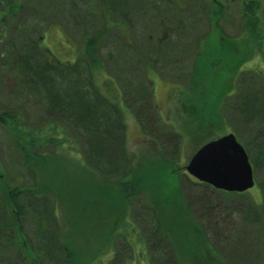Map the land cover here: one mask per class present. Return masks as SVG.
Segmentation results:
<instances>
[{
	"label": "rangeland",
	"instance_id": "374dc122",
	"mask_svg": "<svg viewBox=\"0 0 264 264\" xmlns=\"http://www.w3.org/2000/svg\"><path fill=\"white\" fill-rule=\"evenodd\" d=\"M242 1L0 0V15L11 3L21 6L13 17L5 18L6 29L0 27V113L16 112L20 116L13 125L0 124V264H66L64 237L60 232L68 211L62 213V208L60 212L55 209L54 196L49 191L42 196L34 194V168L23 165L19 157L15 127L30 138L61 140L65 137L77 149L80 163L83 155L95 178L105 179L109 185L127 181L131 163L139 162L145 154L173 161L178 165L174 171L178 170L181 190L193 218L198 224L210 225L206 235L213 248L211 258L207 259L211 261L215 257L224 264H264V0H258L259 28L263 31L259 44L252 42L243 27ZM104 4L111 11L109 20L108 15L104 17ZM215 6L221 8L220 16L212 21ZM216 25L221 31L217 30L218 34L211 31ZM96 33L101 35L98 56L119 90L118 103L109 97V90L89 83L92 72L82 64V59H78L80 65L71 75L72 71L59 75L63 72L45 66L38 78L26 76V70L31 68L25 61L40 64L46 59L56 65L57 57L65 62L71 59L68 49L81 48L83 38ZM219 34L234 50L241 52L243 59L236 65L234 74L216 76L214 84L220 92L215 106L218 119L215 113L213 127L195 140L191 135L196 130L193 118L203 120L204 105L193 93L190 76L199 52L211 51L206 39ZM29 48L35 49L34 53ZM208 87L204 89L207 91ZM97 91L109 97L106 129L96 121L103 114L75 115L68 108L73 100L78 110L87 99L94 104ZM242 104L248 107L241 108ZM97 108L100 112V108L104 109ZM146 111L153 120L157 139L145 137L135 117V113L143 115ZM86 119L94 121L87 123ZM227 133L234 134L244 147L253 168L255 186L243 194H225L199 184L184 170L201 145ZM170 134L178 138L175 148L169 143L167 135ZM121 136L123 145L119 142ZM98 144L101 156L95 153ZM41 152L50 161L55 147L43 145ZM64 152L60 154L65 162L78 163L76 155ZM63 162L61 159L48 162L46 168L48 179L56 189L66 188L69 180L77 181L76 185L88 182L89 187L96 189L93 180L80 176V170L74 166H71L73 169L64 167ZM150 164L143 171L158 181L160 175L155 172L158 165ZM23 185L29 188L27 192ZM78 188L75 186L69 191L71 196L78 193ZM17 189L23 190L20 203L24 206L19 222L13 216L11 219L3 196L4 191ZM207 195L214 199L211 216L202 212L201 198ZM69 201L71 208L74 204L80 206V213L74 210L76 224L78 220L83 221V228L87 229L83 235L92 242L93 235L85 219L98 202L95 199L86 204L82 199ZM126 201L125 211L116 215L112 212L103 220H96L98 234L106 235L103 231L112 228L96 255L101 260L99 263L171 264L155 251V245L167 249L168 244L149 225L152 214L144 193ZM168 212L172 220L177 218L175 211ZM125 226L128 227L126 234L132 230V237L122 233ZM172 226L178 233L187 228L179 223ZM85 237L80 239L84 243ZM136 237L142 243L141 248L133 242ZM18 241L20 246L26 245L27 253ZM188 252L191 251L186 249L185 255ZM191 261L206 264V260L199 258ZM172 264L179 263L173 259Z\"/></svg>",
	"mask_w": 264,
	"mask_h": 264
},
{
	"label": "trees",
	"instance_id": "16d2710c",
	"mask_svg": "<svg viewBox=\"0 0 264 264\" xmlns=\"http://www.w3.org/2000/svg\"><path fill=\"white\" fill-rule=\"evenodd\" d=\"M105 7L103 11L105 13L104 17L108 15V20L111 17V11H108L107 4H104ZM19 4H9L6 6V11L0 15V27L2 29H6L8 26L5 18L13 17L14 14L18 11ZM216 7V6H215ZM260 2L258 0H243L242 1V9H241V19L244 29H246V33L249 35L250 39H252L253 43L259 44L261 38L263 37V31L259 28L260 18L258 17V12L260 10ZM5 8V7H4ZM221 8L216 7L215 10L211 12L212 21H215L220 16ZM2 11V10H1ZM110 21L106 20V23ZM218 23V22H217ZM212 24V22H211ZM216 24V23H215ZM217 30L220 31L218 25L215 27H211V31L215 34ZM221 32V31H220ZM221 34V33H220ZM212 35L210 38L206 39V42L209 44L211 51L206 52L203 50L199 52L195 62L194 68L192 70L190 76V83L195 94L198 99L203 101L204 109L202 111L203 120L193 118L195 124L193 127L196 130H192V136L194 139H200L204 134L203 131H206L208 128L213 127L212 123H214L215 116V106L217 107L218 98L220 99V92H218V88L215 86L216 84L214 80H216V76L220 75V73L224 76H230L235 73L236 65H239L242 62L243 56L241 52L234 50L221 35ZM34 35V34H33ZM101 35L100 34H89L85 36L82 40V46L78 49L70 50L68 49L71 59L65 60V62L61 61L57 57H55L56 65L49 64L48 61H42L40 64H34L33 62L29 63L25 61L26 64H29L30 70H26V76L30 78H38V75H41L40 70L45 66H52L54 71H62L59 75L68 74L70 71L75 72V70L79 67L80 63L77 62L78 59H82L84 66H87L89 70L92 72V77L88 79L89 83H93L94 87H99V89H107L109 90V97L115 100L116 103L119 102V90L113 84V81L108 77L105 66L101 59L98 56V43L100 42ZM39 40V39H38ZM60 45L63 46V43L60 41ZM36 47V46H35ZM68 48V47H66ZM32 53H34L35 49L29 48ZM37 53H40L38 47H36ZM20 51V50H19ZM21 52V51H20ZM29 52V51H28ZM50 52V51H49ZM25 53V52H24ZM42 54V53H41ZM51 54V53H50ZM23 57V54L21 53ZM69 56V57H70ZM64 57V58H69ZM236 68V69H235ZM260 71V70H259ZM96 74L94 76V74ZM222 75V74H221ZM220 79V78H219ZM213 80V83L211 81ZM108 81L110 83H108ZM95 84H98L97 86ZM209 86L207 91L204 89ZM214 90V94L211 91ZM232 92V90L228 91V95ZM210 95V98H209ZM227 95V96H228ZM89 96V95H88ZM87 96V97H88ZM102 98L100 100V98ZM109 97L105 94H100L98 91L94 94V104H91L89 99H87L86 104L80 107L78 110L77 104L74 100L69 103L68 108L71 109V113L75 115H93V114H103L102 118L97 119V122H100V126L106 129V114L109 115L108 109L109 105ZM121 101V99H120ZM56 103L57 101L54 100ZM107 103V104H105ZM52 104V100L49 101V105ZM102 106L104 109L100 108ZM209 108L207 109V107ZM248 107L241 105V108ZM148 109V108H147ZM210 109L212 110L210 112ZM150 111V110H149ZM144 112L143 115L135 113V117H137L138 123L142 126L145 131V137H153L158 138L156 134L155 126L153 124V120L148 118V112ZM199 112V111H198ZM192 116V112L189 113ZM194 115V114H193ZM218 119V113H216ZM20 116H17L16 112L11 113H0V124L3 126L13 125ZM87 123L90 119H86ZM84 121V120H80ZM16 129V146L17 152L19 153V157L23 162V165L29 164L34 168V194L40 195L46 194L48 191L54 196L55 201V209L60 212L59 208H62V213L68 211L66 215L65 222L63 227L61 228L60 235L64 237V243H62V247L64 249L65 263L67 261H71L73 264H100L97 253L99 248L104 244L105 238L108 239V232H112V228H106L103 232L106 235L98 234L96 228V222L99 220H103L105 215H109L112 212V215H116L121 211H125L127 209V201L130 198H134L138 193H144L145 198L148 201V206L150 208L152 217L150 226L155 227V233L164 238L166 243L168 244V248L172 250L173 259H175L179 264H197L193 263L191 259L199 258L201 260H206V264H224L220 259L213 258L211 261L208 259L212 256V245L207 237L209 229L204 227L203 223L198 224L197 221L193 218L192 213L190 212L189 203H187V199L183 196L181 190V182L180 175L177 171H174V166H178L173 161H167L162 159L159 155H143L140 157L139 162L136 160L131 163L130 167V178L123 182L117 183V185H109L107 181L98 180L94 176V171L89 169V161L83 155L80 156L81 163L78 157L77 149L65 139V137L61 140L56 138H30L29 135L25 134L21 130ZM51 129H54L51 127ZM90 131V129L88 130ZM209 129L206 131L208 133ZM149 135V136H148ZM168 139L171 140L170 145L175 148L177 147L178 138L172 134L167 135ZM120 144L123 145L122 138L120 137ZM175 141V143L173 142ZM51 144L55 147V152L51 155V160L47 161L49 156H44L41 154V147L43 145ZM100 144L97 145L95 149V153L97 156H101V152L98 151ZM36 151V153L34 152ZM62 151H65V154L73 153L78 157L77 162L70 161L65 162V160L61 157ZM21 153V154H20ZM63 154V153H62ZM64 155V154H63ZM57 159H61L64 161V167L67 165L69 168L73 169L71 166L78 168L80 171V176L89 177L93 180L96 189L89 187L88 182H84L83 185H76L77 181H68V185L66 188L56 189L48 179V174L46 173V168L48 167V162H53ZM129 160V159H128ZM86 161V165L82 163ZM88 161V164H87ZM150 162L157 164L158 166L155 168V172H158L160 177L158 181L152 180V178L145 174L143 171L146 168H150L152 164ZM69 164V165H68ZM74 168V169H75ZM151 178V179H150ZM24 186V191H28V187ZM75 186H78L79 191L75 195L71 196L70 190L74 189ZM23 190H15V191H4V199L5 206L11 216L15 220L19 216L18 212H21L24 206L20 203V196L23 193ZM84 190V191H83ZM224 193V192H223ZM230 194V193H225ZM95 196H98L97 198ZM70 199L76 200H84L86 204L89 200L95 199L98 203L92 207V212L90 213L88 219L85 221L88 223V228L90 229L93 235V241H88V238L83 235V232L87 229L83 228V221L78 220L76 224V216L74 215V210L80 213V206L74 204L71 208ZM204 215L211 216L212 210L210 206V198L208 196H204L201 198ZM73 209V210H72ZM158 211L157 214L156 211ZM90 210V211H91ZM175 211L177 213V218L172 220L168 215V211ZM165 211V212H164ZM182 215V216H181ZM75 216V218H74ZM112 216L108 217L110 220ZM98 219V220H97ZM97 220V221H96ZM183 224L187 226L184 231L178 233L174 230L172 225ZM17 231V230H16ZM128 232V227H123L122 233L124 235L130 237L132 230L129 231L130 234H126ZM20 235V232H17ZM85 237V242H82L80 239ZM132 237V235H131ZM152 237V236H151ZM131 239V238H130ZM136 247L141 248L140 241L134 238L133 241ZM88 243V244H87ZM23 244V242H21ZM19 245V241H18ZM20 246V245H19ZM21 249L27 253L26 245H21ZM188 249L191 252H188L189 255H185V250ZM192 257V258H191ZM208 258V259H207ZM101 261V260H100Z\"/></svg>",
	"mask_w": 264,
	"mask_h": 264
},
{
	"label": "water",
	"instance_id": "95a60500",
	"mask_svg": "<svg viewBox=\"0 0 264 264\" xmlns=\"http://www.w3.org/2000/svg\"><path fill=\"white\" fill-rule=\"evenodd\" d=\"M184 169L199 183L223 192L243 193L254 186L248 155L232 133L201 145Z\"/></svg>",
	"mask_w": 264,
	"mask_h": 264
},
{
	"label": "bare ground",
	"instance_id": "6f19581e",
	"mask_svg": "<svg viewBox=\"0 0 264 264\" xmlns=\"http://www.w3.org/2000/svg\"><path fill=\"white\" fill-rule=\"evenodd\" d=\"M209 198H210V206H212V202H213V196H210V195H207ZM213 209V208H212ZM24 210L23 209H21V212H18V214H19V216L17 217V219H18V222H19V217H22L23 216V212ZM203 225H204V227H207L208 228V225H209V223L207 224V223H203ZM20 226V225H19ZM210 226V225H209ZM20 228H21V226H20ZM209 229V228H208ZM155 251L157 252H159L161 255L160 256H162V257H164V258H166L165 260H167L168 261V263H171L172 264V262H173V254H172V250H170V249H165L164 247H162V246H160V245H155ZM66 264H73L71 261H67V263Z\"/></svg>",
	"mask_w": 264,
	"mask_h": 264
}]
</instances>
